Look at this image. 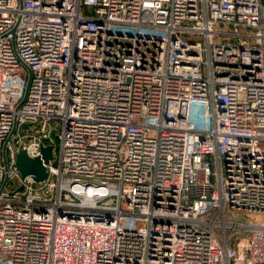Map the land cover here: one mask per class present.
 I'll return each mask as SVG.
<instances>
[{
	"label": "built area",
	"instance_id": "obj_1",
	"mask_svg": "<svg viewBox=\"0 0 264 264\" xmlns=\"http://www.w3.org/2000/svg\"><path fill=\"white\" fill-rule=\"evenodd\" d=\"M0 264H264V0H0Z\"/></svg>",
	"mask_w": 264,
	"mask_h": 264
},
{
	"label": "water",
	"instance_id": "obj_2",
	"mask_svg": "<svg viewBox=\"0 0 264 264\" xmlns=\"http://www.w3.org/2000/svg\"><path fill=\"white\" fill-rule=\"evenodd\" d=\"M51 138L55 140L54 132L51 133ZM50 159V156L43 150H41V158H29L26 152L21 149L16 153L15 169L22 176V178L25 176H31L36 182H40L43 181V179L37 180L36 177H39L41 174L46 176L45 165L48 164Z\"/></svg>",
	"mask_w": 264,
	"mask_h": 264
},
{
	"label": "rangeland",
	"instance_id": "obj_3",
	"mask_svg": "<svg viewBox=\"0 0 264 264\" xmlns=\"http://www.w3.org/2000/svg\"><path fill=\"white\" fill-rule=\"evenodd\" d=\"M42 150H43L47 155H49L50 158L53 157V154H52V145H50V144H46V145L43 147ZM45 170H46V168H45ZM19 176H21V175L19 174ZM47 176H48V174H47V171H46V176H44V174H41L39 177H36V179H37V180H42V179H43V181H44V180L47 179ZM21 177H22V176H21ZM45 177H46V179H45ZM260 220H263V219L260 218Z\"/></svg>",
	"mask_w": 264,
	"mask_h": 264
}]
</instances>
